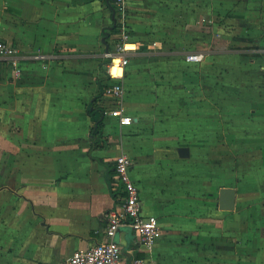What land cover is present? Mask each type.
Instances as JSON below:
<instances>
[{
    "label": "crops",
    "instance_id": "obj_1",
    "mask_svg": "<svg viewBox=\"0 0 264 264\" xmlns=\"http://www.w3.org/2000/svg\"><path fill=\"white\" fill-rule=\"evenodd\" d=\"M127 9L131 40L140 48L129 55L125 77L133 123L119 126L107 118L94 134L103 118L102 101L91 103L108 79L103 58L104 29L113 25L108 0H0V40L18 49L22 70L17 78L10 69L0 76V264H66L76 251L102 241L106 214L119 204L111 184L122 153L134 160L144 214L160 223L152 251L141 249L140 257L150 264H242L247 230L242 231L238 207L248 199L244 188L252 186L264 211V159L254 167L247 162L248 174L235 170V185L218 188L199 170L178 171L199 165L194 147L163 137L168 128L182 131L184 87L195 88L198 98L191 104H198L211 97L210 75L220 72L227 93L239 98L238 126L256 127V119L264 126V51L233 52L214 35V21L226 23L234 10L240 20L251 17L259 26L264 0H127ZM118 35L108 39L111 47ZM194 52L206 53L205 60L188 62ZM173 100L182 111L175 118L166 109ZM90 108L97 109L94 115ZM259 134L264 130L245 138L250 145L239 139V149L247 155L264 150ZM181 147L190 149L189 158L179 156ZM222 188L236 189L234 211L207 204ZM234 235L238 241L228 238ZM118 241L130 260L138 248L134 231L122 229Z\"/></svg>",
    "mask_w": 264,
    "mask_h": 264
},
{
    "label": "rangeland",
    "instance_id": "obj_2",
    "mask_svg": "<svg viewBox=\"0 0 264 264\" xmlns=\"http://www.w3.org/2000/svg\"><path fill=\"white\" fill-rule=\"evenodd\" d=\"M261 20L263 19L261 18ZM261 20L259 26L257 21L251 17L240 20V14L234 10L226 23L221 19H217L216 22L214 21L217 27V31L214 34L215 38L217 41H221L219 43L220 46L228 45V48L231 47L233 52L238 50H244L249 53L254 52L255 54L260 51L262 52L264 51V22ZM199 24L204 26L211 25L206 20H201ZM128 29L130 35H132V28L128 26ZM108 45L110 46L111 44ZM137 51H140V48H138ZM105 62L107 63L108 61L105 60ZM248 72L249 75L253 76L251 70ZM210 76L214 78V85H212L214 91L211 97H202L201 102L198 104H191L195 98H198V96L193 95V90H195V88L184 87V91L187 93L184 96V114L178 119V121H181L179 129H182V131L172 132V130L168 128L165 133L166 136L163 138L169 141H177L180 144L184 143L186 146H188V144L193 145L195 155L194 165L196 163H199V165L193 166V168L192 166H184L177 170H186L189 173H191V169L199 170L201 178L210 179L215 182L216 187L219 188L224 184L235 185V183L231 181V178H233L236 173V175L240 176L248 174L251 169L247 166V162L249 166L254 167L263 161L264 150L251 151L248 152L249 154L247 155V153L239 149V139L243 140L241 141L242 143L250 145L248 142H245V138L248 137V139H250L251 135L258 132L261 133V131L264 130V126H260V124L263 123L261 119H256V123H258L256 127L255 124L246 127L238 126L240 122V118L237 115L239 113L237 107L239 98L235 97L232 92L227 93V90H225L222 72L211 74ZM237 76V74L232 75L233 78ZM191 83V79H189L185 81L183 85L189 86ZM204 90L205 89L202 88L203 92ZM234 91L235 89H233V92ZM251 91L253 90H250L249 93H251ZM227 102H230L231 106H229ZM166 104L167 103H162L161 105L165 106ZM166 106H168L166 109L171 111L168 112V116H173V118H175V113L180 110V107H177L176 101H170ZM223 107H229V109L225 110ZM197 108H200V111L195 110ZM247 108L250 109V107ZM161 109L164 108L161 107ZM179 112L181 113L182 111ZM170 118L171 117L164 118L162 121H170ZM181 126H183V128ZM197 130L201 131V133ZM153 135H155V133ZM259 135L261 136V134ZM263 135L261 137L264 138ZM177 142L172 143V147H174ZM251 143L255 144V142ZM239 165L245 166V168H241ZM238 166L241 168L240 173L237 172V169H240ZM235 170L236 173L234 172ZM244 190V193H246L248 197L247 202L240 204L238 207V212L243 214V217L239 220L240 223H242V231L247 230V236H245L246 255H244L243 248L241 262L242 264H261L263 259L258 256L262 254L261 252H264V211H262L261 202H259L261 198L259 199L258 196H256L253 187L244 188ZM218 191L217 189L214 193V197H208V205L218 206ZM208 212H211V209L208 210ZM232 220L234 221V219ZM245 225L247 229H245ZM218 235L222 236L221 234ZM234 237H237V241L240 238L236 235L229 236L228 238ZM228 242L230 241L228 240ZM245 257L247 258L246 261L244 259Z\"/></svg>",
    "mask_w": 264,
    "mask_h": 264
},
{
    "label": "built area",
    "instance_id": "obj_3",
    "mask_svg": "<svg viewBox=\"0 0 264 264\" xmlns=\"http://www.w3.org/2000/svg\"><path fill=\"white\" fill-rule=\"evenodd\" d=\"M114 6L119 40L113 47L108 45L103 54L104 61H108L105 62L108 79L99 107L103 116L114 119L119 126H127L133 123V118L128 115L125 104L126 69L129 65V55L137 52L138 46L134 50L126 48L127 43H133L128 29L126 0H115ZM17 56L18 49L14 45L0 40V76L8 69L11 70L13 77L21 76L22 70ZM205 58L206 53L194 52L188 54L186 60L201 63ZM133 167L134 160L129 155L122 153L116 157L111 187L119 204L106 214L104 237L94 246L76 251L66 264H150L136 252L141 249L144 252L152 251L160 233V223L157 217L144 214L141 192L132 176ZM125 228L134 231L137 237L138 248L132 251L133 256L130 260L125 257L118 241L120 231Z\"/></svg>",
    "mask_w": 264,
    "mask_h": 264
},
{
    "label": "trees",
    "instance_id": "obj_4",
    "mask_svg": "<svg viewBox=\"0 0 264 264\" xmlns=\"http://www.w3.org/2000/svg\"><path fill=\"white\" fill-rule=\"evenodd\" d=\"M77 1H79L81 3H86V2H90L92 0H77ZM111 2H113V0H108V3L111 6L112 11H113L112 12L113 13V25L111 26V28H105L104 29V42L107 45L109 44L107 42L108 39L111 38V37H113V35H116V34L118 35V33H119V28L117 26L116 17H115V11H116V8L114 6L115 1H114L113 5L111 4ZM103 93H104V86H103V89H102L101 93L91 103V106L92 107H94V106H96V104H98L100 98L103 96ZM96 110L97 109H95L94 111H91V108H90L89 113L91 115H94ZM106 119H107V117L106 116H103V118L101 120H98L97 121V126L93 129L94 130L93 131L94 134H97L98 131H100V132L102 131V129L105 127V123L104 122H105ZM114 198H116L115 193H114Z\"/></svg>",
    "mask_w": 264,
    "mask_h": 264
},
{
    "label": "water",
    "instance_id": "obj_5",
    "mask_svg": "<svg viewBox=\"0 0 264 264\" xmlns=\"http://www.w3.org/2000/svg\"><path fill=\"white\" fill-rule=\"evenodd\" d=\"M181 158L190 157V149L181 147L178 149ZM237 191L235 188H222L219 190L218 207L222 211H234L236 208Z\"/></svg>",
    "mask_w": 264,
    "mask_h": 264
},
{
    "label": "bare ground",
    "instance_id": "obj_6",
    "mask_svg": "<svg viewBox=\"0 0 264 264\" xmlns=\"http://www.w3.org/2000/svg\"><path fill=\"white\" fill-rule=\"evenodd\" d=\"M126 48L129 49V50H134L137 48V45L135 43H127L126 44ZM119 59H117V62H118Z\"/></svg>",
    "mask_w": 264,
    "mask_h": 264
}]
</instances>
